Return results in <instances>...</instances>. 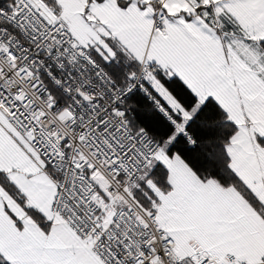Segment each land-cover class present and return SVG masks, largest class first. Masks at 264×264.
<instances>
[{
	"label": "snow or ice",
	"instance_id": "1",
	"mask_svg": "<svg viewBox=\"0 0 264 264\" xmlns=\"http://www.w3.org/2000/svg\"><path fill=\"white\" fill-rule=\"evenodd\" d=\"M0 264H264V0H0Z\"/></svg>",
	"mask_w": 264,
	"mask_h": 264
}]
</instances>
